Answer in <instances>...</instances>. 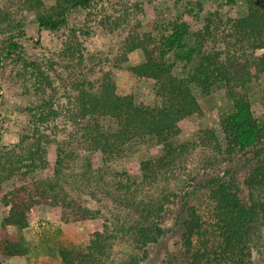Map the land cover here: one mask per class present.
<instances>
[{
    "label": "trees",
    "instance_id": "trees-1",
    "mask_svg": "<svg viewBox=\"0 0 264 264\" xmlns=\"http://www.w3.org/2000/svg\"><path fill=\"white\" fill-rule=\"evenodd\" d=\"M21 1L36 10L40 28L56 31L72 11L90 7L93 0H57L47 14L40 13L41 0ZM247 4V13L241 18L225 20L221 14L206 15L203 29L194 36L181 21L169 23L168 34L161 37L134 32L128 35L126 54L140 51L144 58L131 73L154 83L153 105L137 104L133 97L117 93L112 75L104 73L107 58L84 56L80 50L69 49L63 63L51 67L54 79L65 90L67 103L62 107L51 99L31 108V128L16 145H0V193L16 179L25 182L3 195L1 201L9 211L2 226L26 229L33 205L50 199L64 209L65 221L104 222L86 246L62 250L61 264H143L148 247L165 234L161 224L168 206L181 199L178 222L191 264H242L240 253L245 256L264 203L253 199L247 207L224 182L230 172L220 177L216 171L223 165L220 159L225 154L232 157L254 149L259 163L250 173L247 187L252 195L264 192V122L255 118L247 97L238 92L248 91L253 80L264 74V0ZM22 28V23L0 5V35ZM15 42L11 40L6 50L0 49V70L5 58L16 53ZM207 43L212 45L210 52L204 50ZM219 44L225 49L217 50ZM171 53L184 64L183 77L175 75V65L167 60ZM34 70L38 82L45 83L41 91L53 90L54 81L45 71L37 65ZM191 85L206 95L224 87L233 109L221 121L220 134L206 130L195 140L180 142V124L203 114ZM108 120L115 128L107 125ZM60 124L74 125L75 136L66 137L68 141L52 139L47 131L61 133L57 132ZM51 141L56 149L52 177L34 180L30 187L28 178L49 169L47 146ZM148 141L162 151L156 160L140 164V183L132 182L126 173L111 182L104 169H95L98 154L104 166ZM189 159L194 164L190 172L184 167ZM201 175L207 177L204 184L198 182ZM193 188L210 190L213 215L208 221L184 202ZM83 196H88L94 206H83ZM68 210L72 212L67 214ZM22 251L17 244L1 241L0 264L22 255Z\"/></svg>",
    "mask_w": 264,
    "mask_h": 264
},
{
    "label": "rangeland",
    "instance_id": "rangeland-1",
    "mask_svg": "<svg viewBox=\"0 0 264 264\" xmlns=\"http://www.w3.org/2000/svg\"><path fill=\"white\" fill-rule=\"evenodd\" d=\"M249 1L93 0L90 7L72 11L61 28L50 31L39 27L36 10L27 8L21 0H0V5L23 25L21 30L0 35V49L6 50V45L11 40L16 41L18 46L15 54L5 58L0 70V145L4 147L16 145L24 131L31 128V108L51 99L62 107L67 103L65 90L54 79L52 75L54 71L51 67L55 69L62 64L64 58L69 55V49L72 48L75 52L80 50L84 56L100 55L107 58L104 73L112 75L117 93L120 96L133 97L137 104L153 105L154 83L139 79L131 73V68L140 65L144 58L140 51L126 54L125 43L128 35L134 32L140 36L150 34L154 38L161 37L168 34L169 23L181 21L188 24L189 31L194 36L203 29L206 15L221 14L225 20L241 18L247 13ZM41 2L40 13L47 14L55 7L57 0H41ZM211 48V43H207L204 50L210 52ZM222 49L224 50L225 47L219 44L217 50ZM261 54L258 53L257 56ZM167 60L175 65V75L183 77L184 64L176 59L175 54H169ZM34 65L39 66L45 71L46 76L54 81L53 90L41 91L45 83L36 79L33 73ZM37 88L40 89L39 92ZM191 89L203 109V114L180 124L181 135L178 140L180 142L195 140L206 130H216L220 134L221 121L233 109V102L227 97L224 87L215 88L210 95L202 93L195 85H191ZM238 92L247 97L255 118L264 122V74L253 80L248 91ZM107 125L115 128V123L110 120L107 121ZM59 127L57 132L61 131L62 134L47 131L52 139L68 141L66 137H74L76 134L74 125L60 124ZM64 127H67L66 130ZM47 147L49 169L38 171L33 177L28 178L29 186L34 180L52 177L56 149L52 141ZM161 151L162 148L154 142L138 143L127 150L121 159L104 166L101 155L98 154L94 157V165L95 169L101 168L106 171L105 173L109 175L108 181L112 182L115 176L122 177L123 173H126L132 182L140 183L142 180L140 164L147 160H156ZM82 152L85 154L84 150ZM193 158H196V155ZM199 158L200 156H197V159ZM192 161L189 159L184 166L189 172L193 169ZM220 161L223 165L216 171L217 174L222 177L227 171L230 172L224 182L234 193H237L247 207L254 200L264 203V192H254L252 195V190L247 187V179L259 163V156L256 157L254 149L240 152L232 157L225 154ZM206 181L207 177L202 175L198 180L200 184ZM22 185H25L23 179H16L5 186L0 193V242L10 241L23 249L22 255L6 258L4 264H61L62 250L86 246L92 235L103 228L102 219L76 221L68 218L65 221L64 209L50 199L38 200L33 205L28 215L26 229L4 228L2 221L7 217L9 209L2 203V197ZM189 193V197L184 202L190 207H195L205 221L210 220L213 215V202L209 198L210 190L193 188ZM83 197L85 201L81 203L83 206H94V202L88 196ZM182 202L180 199L176 204L168 206L165 220L161 224L165 234L157 243L148 247V258L143 264H191L183 249V229L178 222ZM71 212L68 210L67 214ZM259 217L261 221L258 222L256 231L247 244L245 256L240 253L242 264H264L263 210Z\"/></svg>",
    "mask_w": 264,
    "mask_h": 264
}]
</instances>
